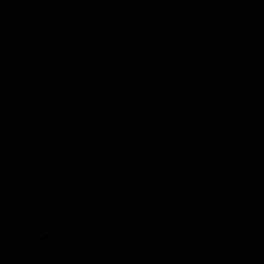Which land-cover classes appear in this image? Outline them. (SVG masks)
I'll return each instance as SVG.
<instances>
[{"label": "water", "instance_id": "1", "mask_svg": "<svg viewBox=\"0 0 264 264\" xmlns=\"http://www.w3.org/2000/svg\"><path fill=\"white\" fill-rule=\"evenodd\" d=\"M132 232L264 253V0H0V264Z\"/></svg>", "mask_w": 264, "mask_h": 264}, {"label": "clouds", "instance_id": "2", "mask_svg": "<svg viewBox=\"0 0 264 264\" xmlns=\"http://www.w3.org/2000/svg\"><path fill=\"white\" fill-rule=\"evenodd\" d=\"M65 151L70 152L71 149H66ZM67 166H68L67 160L62 161L61 164H59V165H54L55 170L58 173H63L65 171V169L67 168ZM208 191L213 192V191H215V188L210 187L208 189ZM8 214H9V219H15V209L14 208L10 207L8 209ZM50 235H51V229L49 227H44L42 229H39L37 232V236L40 239H45V238L49 237ZM66 241H67V237L65 236L62 238V240H59L55 243L54 250H55V255L57 257L63 256L68 251V245H67Z\"/></svg>", "mask_w": 264, "mask_h": 264}, {"label": "bare ground", "instance_id": "3", "mask_svg": "<svg viewBox=\"0 0 264 264\" xmlns=\"http://www.w3.org/2000/svg\"><path fill=\"white\" fill-rule=\"evenodd\" d=\"M49 238V237H48Z\"/></svg>", "mask_w": 264, "mask_h": 264}]
</instances>
